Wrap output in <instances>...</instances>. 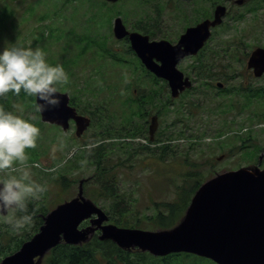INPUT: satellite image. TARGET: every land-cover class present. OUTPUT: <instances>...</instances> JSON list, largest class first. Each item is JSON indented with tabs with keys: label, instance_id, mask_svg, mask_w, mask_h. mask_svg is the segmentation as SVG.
Returning <instances> with one entry per match:
<instances>
[{
	"label": "rangeland",
	"instance_id": "obj_1",
	"mask_svg": "<svg viewBox=\"0 0 264 264\" xmlns=\"http://www.w3.org/2000/svg\"><path fill=\"white\" fill-rule=\"evenodd\" d=\"M222 1L229 7V16L213 33L201 57L187 58L179 64L178 69L193 81V86L172 99L168 84L156 82L141 70L136 56L129 52V44L115 38L114 22L121 18L129 30L135 31L150 27L152 40L175 43L186 27L213 15L212 0H121L114 4L104 0H0V49L40 47L49 63L62 64L68 74V81L58 84L57 90L67 92L74 105L93 119L85 135L77 138L73 126L64 131L43 123L35 96L11 91L0 96V106L31 120L40 129L34 150H26L28 159L23 167L30 168L32 179L45 186L43 192L27 195L25 206L38 204L31 211L35 213L39 207L37 215L42 224L45 215L77 195L83 179H90L84 185L85 196L110 217L112 200L102 197L101 171L97 164L86 161L90 150L103 145H96L103 136L110 138L104 144H117L101 166H109L105 177L114 175L116 179L114 188L122 198L120 208L130 210L126 212L127 228L157 231L155 216L166 212L157 204L176 201L180 191L181 195L187 193L184 200H191L197 182L202 185L218 174L257 164L264 149V102L253 101L245 109L241 95L236 96L240 110L228 109L232 99L217 84L227 82L228 90L242 85L264 87V78L255 79L247 70L245 56L264 47V6L254 13L249 11V0L243 6ZM114 53L121 57L114 58ZM133 93L148 97L140 115L134 117ZM142 112L148 117H141ZM155 115L161 137L173 134L171 148L163 157L146 139L145 128ZM127 132L137 135L123 139ZM235 136L251 140L244 145ZM253 149L256 154L248 155ZM135 150L139 152L127 159V153ZM14 164L17 171L0 170V178L18 176L21 166ZM62 176L67 180L64 183ZM108 223L122 227L111 220ZM35 226L33 220L20 219L13 211L0 215L2 240L7 243L9 238L14 239L12 247L34 236L41 225L37 224L36 231Z\"/></svg>",
	"mask_w": 264,
	"mask_h": 264
},
{
	"label": "water",
	"instance_id": "obj_2",
	"mask_svg": "<svg viewBox=\"0 0 264 264\" xmlns=\"http://www.w3.org/2000/svg\"><path fill=\"white\" fill-rule=\"evenodd\" d=\"M236 3L241 5L244 0ZM226 12L225 6L218 5L212 19L187 28L176 44L167 40L150 41L149 36L129 33L121 18L115 20L114 32L118 39L129 35L142 63L156 76L168 80L172 97L177 98L192 86L190 79L178 69L179 62L199 53ZM248 68L254 69L257 77L264 74V48L252 52ZM55 95L60 97V103L40 111L43 121L62 125L67 130L69 121L74 119L78 124L77 135L81 136L91 120L78 115L70 106L67 93L57 91ZM157 128L154 117L150 126L152 137ZM263 159L264 152L257 166L224 172L206 181L195 193L183 219L168 230L146 231L108 223L104 210L84 196L82 180L78 195L49 212L40 231L0 264H42L44 256L61 242L81 245L90 241L97 231L100 240H110L123 250L137 248L156 257L184 252L217 264H264V171L260 169ZM16 207L0 213L5 216ZM87 220L90 225L80 228Z\"/></svg>",
	"mask_w": 264,
	"mask_h": 264
},
{
	"label": "trees",
	"instance_id": "obj_3",
	"mask_svg": "<svg viewBox=\"0 0 264 264\" xmlns=\"http://www.w3.org/2000/svg\"><path fill=\"white\" fill-rule=\"evenodd\" d=\"M214 4V0H212ZM249 11L257 13L261 8L264 6V0H249ZM139 31H142L145 34H152V30L150 27H143L140 28ZM204 53H202L203 55ZM247 56V54H245ZM226 69V67H225ZM215 76V74H214ZM230 97V99L236 96L243 95L244 101H245V108H248L252 105V102L254 100L263 101L264 99V89H247L246 87L242 86L236 89L231 90H225ZM148 97L143 94L141 97H136L135 100L138 102L134 104V112L133 116H139L140 111L144 108L145 104L147 103ZM240 101H237L235 99L231 100V105L228 106V109H235L237 110L238 105H240ZM249 104V105H248ZM138 110H136V108ZM141 117L144 119L148 117V114H145L142 112ZM130 136H136L137 133H129L127 132L123 136L127 137ZM172 132L169 133L168 136H166V139H163L161 136H159L156 139V147H153L154 149L157 148L158 151H160L161 156L163 157L165 154L168 153V151L171 148V141L173 140ZM171 137V138H169ZM236 141H241L244 145L248 141H250V138H243L242 136H235L234 137ZM107 138H103L102 141H105ZM146 139H149L147 136ZM114 145V147H113ZM117 144L111 143V144H103L100 146V148H94L90 150L86 155V160L88 162H91L92 164H97V169H100L102 179H99L100 184H104V192L101 193L102 197L106 198V201H110L108 213L110 214V220L114 222L115 224H119L122 227L128 226L129 221H127L126 212H129L127 209L120 208L119 200L122 199L120 197V193L117 189H115V181L114 175H110L109 177H105V174H107V170L109 169V166H101L103 163L107 162L110 158L109 156V150H112L115 148ZM119 149V148H118ZM125 149V148H121ZM149 150H153L152 148H148ZM129 150V149H128ZM126 152V149L125 151ZM139 151L135 150L134 152L127 153L130 159L131 154H137ZM250 156H254L255 150L247 153ZM63 183L66 180L64 176H62ZM201 183L197 182L195 184L194 192L200 187ZM193 192V193H194ZM187 194V193H186ZM185 193L181 195V191L179 192L178 199L173 202L169 203H159V207L166 208V212H159L155 216V223L156 227L160 229H168L172 228L183 216L185 213L187 207L190 204V197H188L187 200H184ZM37 204V203H35ZM35 204H29V206L25 207L27 204L26 198L24 202L19 206L18 209L14 211L15 214H17L20 219H26V220H33L37 226L42 225V221H39V215H37L40 210L39 207L36 209V212L33 213L31 210V207H33ZM38 205V204H37ZM118 214L119 218L116 217V213ZM180 213H183L181 217H178ZM124 215V216H122ZM36 220L39 222L37 223ZM35 226V231H36ZM39 228V227H38ZM38 230V229H37ZM3 235V234H2ZM0 234V256L4 257L7 254L17 250L19 246L26 240H20L17 242L15 247H12V242L14 239L9 238L7 240V243H4L2 240V236ZM31 237V236H30ZM29 237V238H30ZM8 244V251L5 250V245ZM2 259V258H1ZM43 264H215L211 260L198 257L193 254L189 253H173L169 254L167 256L163 257H156L153 256L147 252H142L139 250H132V251H126L121 248H119L116 244H114L111 241H101L97 235H95L89 242L84 243L83 245H68L65 243H62L58 245L56 248H54L50 254L45 258Z\"/></svg>",
	"mask_w": 264,
	"mask_h": 264
},
{
	"label": "clouds",
	"instance_id": "obj_4",
	"mask_svg": "<svg viewBox=\"0 0 264 264\" xmlns=\"http://www.w3.org/2000/svg\"><path fill=\"white\" fill-rule=\"evenodd\" d=\"M40 48L3 47L0 49V96L9 91L19 95L21 89L37 97L39 111L57 106L60 97L55 95L57 85L66 83L68 74L62 64L46 60ZM40 133L39 127L22 115L0 106V170L17 171L0 178V210L21 205L29 194H38L45 186L33 180L30 168L23 167L28 159L26 148H34Z\"/></svg>",
	"mask_w": 264,
	"mask_h": 264
},
{
	"label": "flooded vegetation",
	"instance_id": "obj_5",
	"mask_svg": "<svg viewBox=\"0 0 264 264\" xmlns=\"http://www.w3.org/2000/svg\"><path fill=\"white\" fill-rule=\"evenodd\" d=\"M132 31V30H131ZM127 41V43L129 44V40H128V38H126L125 40H124V42H126ZM134 92L136 93L137 92V90L135 89L134 90ZM157 114L156 115H159L158 114V112H156ZM158 117V116H157ZM76 127V124H75V122L74 121H71L70 122V129H71V127ZM149 129V126H148V128H145V130H146V132H147V130ZM152 140V139H151ZM154 140H155V137H154Z\"/></svg>",
	"mask_w": 264,
	"mask_h": 264
}]
</instances>
